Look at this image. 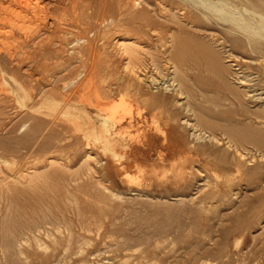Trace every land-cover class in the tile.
Wrapping results in <instances>:
<instances>
[{"label":"rangeland","instance_id":"1","mask_svg":"<svg viewBox=\"0 0 264 264\" xmlns=\"http://www.w3.org/2000/svg\"><path fill=\"white\" fill-rule=\"evenodd\" d=\"M64 2L0 4V264H264V0Z\"/></svg>","mask_w":264,"mask_h":264},{"label":"bare ground","instance_id":"2","mask_svg":"<svg viewBox=\"0 0 264 264\" xmlns=\"http://www.w3.org/2000/svg\"><path fill=\"white\" fill-rule=\"evenodd\" d=\"M5 1H8V0H5ZM10 1H14V2H20V3H25V4H27V5H30V7H31V9H32V11H31V15H28L27 17L30 19V20H37V19H39L40 17H41V14L42 13H44L45 12V8L44 7H46L47 8V6H48V8L50 9V8H52V9H54V10H56V9H58L60 6H62L63 5V3H65L64 1L65 0H51V2L52 3H44V1L43 0H10ZM3 3V0H0V4H2ZM8 4V3H7ZM10 4V3H9ZM51 4V5H50ZM103 4V3H102ZM2 6H6V4L5 5H3L2 4ZM10 6V5H9ZM53 6V7H52ZM13 7V6H12ZM14 8H15V6H14ZM13 8V9H14ZM16 8H18V7H16ZM7 9H8V6H7ZM19 9V8H18ZM17 9V10H18ZM21 9V8H20ZM30 9V10H31ZM10 10V9H9ZM14 10H16V9H14ZM11 11V10H10ZM13 11V10H12ZM57 11V10H56ZM19 12H21V11H19ZM7 13V12H6ZM22 13V12H21ZM25 13V12H24ZM54 13H55V11H54ZM13 14H16V13H13ZM12 14V15H13ZM19 14V13H18ZM47 15V14H46ZM5 16V15H4ZM13 16H15V15H13ZM18 16V15H17ZM65 16V15H64ZM9 17V16H8ZM45 17V16H44ZM0 20H2V19H0ZM45 20V19H44ZM10 21V20H9ZM12 21V20H11ZM56 21V20H55ZM3 22V21H2ZM12 23V22H11ZM19 23V22H18ZM52 22H50V24H51ZM55 23H57V22H55ZM7 24V23H6ZM10 24V23H9ZM17 24V23H16ZM32 24V23H31ZM54 24V23H53ZM8 25V24H7ZM18 25V24H17ZM52 25V24H51ZM54 26V25H53ZM49 27V26H48ZM51 28H53L52 26H51ZM44 31V30H43ZM1 40V39H0ZM131 39H129L128 37H125V36H121V37H119L117 40L115 39V41H114V44H115V50L117 51V53L119 54L120 53V55L122 56V58H128V60H137V59H139L140 57V55H139V50H138V48H137V46L136 45H133L134 43L133 42H131L130 41ZM3 42H4V40H3ZM42 44V43H41ZM5 46V45H4ZM50 46H51V44H50ZM53 46V45H52ZM9 47V46H8ZM72 52V51H71ZM114 53H115V51H114ZM119 55V56H120ZM56 56V55H55ZM257 56V55H256ZM256 58V57H255ZM259 60V59H258ZM262 60V59H261ZM254 61V60H253ZM257 61V60H256ZM263 61V60H262ZM128 62V61H127ZM42 63V62H41ZM127 64H129V62L127 63ZM107 65V64H106ZM39 66V65H38ZM125 67H123L126 71H128V74L129 75H131V76H129V77H127V79H126V81H125V84H130L131 83V79H132V77H133V79H136V77L134 78V76H136V75H133L134 73H132V70H135V68L133 69V67L132 66H126V65H124ZM134 66V65H133ZM130 67H132V68H130ZM135 67V66H134ZM140 68V67H139ZM138 70V69H137ZM136 71V70H135ZM139 71V70H138ZM138 71H136V73L138 72ZM142 71V70H141ZM29 72V71H28ZM121 76V75H120ZM138 76V75H137ZM138 78V77H137ZM143 78V77H142ZM156 78V77H155ZM245 78V77H244ZM140 79V77L138 78V80ZM241 79V78H240ZM141 80V79H140ZM148 80V79H147ZM142 81V80H141ZM140 81V82H141ZM157 81V80H156ZM134 82V81H133ZM145 82V81H144ZM241 82H243V80L241 81ZM245 82V81H244ZM248 82V81H247ZM246 83V82H245ZM136 84V83H135ZM151 84H152V82H151ZM137 85V84H136ZM141 85V84H140ZM140 85H139V87H140ZM144 85V84H143ZM148 85V84H147ZM146 86V85H145ZM252 86V85H251ZM131 87V86H130ZM144 87V86H143ZM175 88H176V86H175ZM180 90V89H179ZM255 93V92H254ZM250 95V94H249ZM254 95V94H253ZM252 95V96H253ZM262 96H264V95H262ZM260 97V96H259ZM257 98V97H256ZM176 99V98H175ZM255 99V98H254ZM123 101H125V99H124V97L122 96V102ZM177 103V102H176ZM179 103H181V102H179ZM183 103V102H182ZM122 104V103H121ZM137 104V103H136ZM173 104V103H172ZM123 105V104H122ZM177 105H178V103H177ZM186 105V104H185ZM127 107H128V104L126 105ZM125 106V107H126ZM262 106V105H261ZM124 107V108H125ZM115 108V107H114ZM113 108V109H114ZM118 108V107H117ZM139 109V108H138ZM186 109V108H185ZM119 111V110H118ZM175 111V109L173 110V112ZM184 111V110H183ZM110 113V112H109ZM112 113H113V110H112ZM140 113V112H139ZM177 114V111L175 112V115ZM179 114V113H178ZM111 116V115H110ZM154 117L156 118L157 117V113H155L154 114ZM102 118V120H104L103 119V116L101 117ZM113 118V117H112ZM113 120V119H112ZM117 120V119H116ZM121 120V119H120ZM124 120V119H123ZM107 121H108V118H107ZM110 121V123H111V120H109ZM108 121V122H109ZM189 120H187V119H184L183 120V122H185L186 124L188 123H190V122H188ZM118 123V122H117ZM105 123H103V125H104ZM114 124V123H113ZM193 124V123H192ZM192 124H190L191 126H192ZM106 125H107V123H106ZM115 125H116V123H115ZM115 125H113V126H115ZM100 126H101V124H100ZM110 126V125H109ZM113 126H111V128L113 127ZM95 127V126H94ZM193 127V126H192ZM191 127V128H192ZM195 127V126H194ZM104 128V127H103ZM114 128V127H113ZM101 129H102V127L100 128V132H102L101 131ZM195 129V128H194ZM94 131H96V130H94ZM196 130H194V132H193V135H195L197 138H199V137H201V135H202V133L201 132H195ZM118 132V131H117ZM117 132L115 133V134H117ZM123 132V131H122ZM92 133H94V132H92ZM244 133V132H243ZM98 134V133H97ZM102 135H103V138H104V140L106 141V142H104V143H107V145L108 144H113V143H116L115 142V139H114V131L112 130V129H110V127L109 128H107L106 126H105V131L103 130V132L101 133ZM114 134V135H113ZM120 134V133H119ZM99 135V134H98ZM116 136V135H115ZM118 136V135H117ZM121 136V135H120ZM120 136H119V138H120ZM241 136V135H240ZM243 136V135H242ZM122 137V136H121ZM210 137V136H209ZM99 138V137H98ZM102 138V139H103ZM215 138H218V137H215ZM248 138V137H247ZM97 139V138H96ZM117 139V138H116ZM212 140H214V138H211ZM229 139V138H228ZM122 140V139H121ZM217 140V139H216ZM254 140V139H253ZM204 141V140H203ZM220 142V141H219ZM259 142V141H258ZM103 143V144H104ZM117 143H118V141H117ZM117 143H116V145H117ZM218 143V142H217ZM229 143V142H228ZM226 144V143H225ZM106 145V144H105ZM126 145V144H125ZM260 145V144H259ZM110 146V145H109ZM113 146V145H112ZM121 146V145H120ZM239 146V145H238ZM103 147H104V145H103ZM106 147V146H105ZM117 147V146H116ZM125 147V146H124ZM264 147V146H263ZM108 148H110L111 149V147H108ZM127 148V147H126ZM230 148V147H229ZM235 148V147H234ZM104 149V148H103ZM115 149V148H114ZM248 149V148H247ZM105 150V149H104ZM107 151V150H106ZM108 151H110V150H108ZM114 151V150H113ZM115 153V152H114ZM240 153V152H239ZM1 155L2 154H0V163H3V164H5V166H8V164H9V161L7 160V159H5V158H2L1 157ZM246 155L247 154H245V157H244V155H242V154H238L237 155V157H236V159H235V162H236V164H238V165H240V166H244V165H246V163L249 161V159H247L246 158ZM163 157V156H162ZM209 158V157H208ZM255 160V159H254ZM218 161H220V162H229V163H232V161H230V160H226V158L225 157H223V158H218ZM115 163V162H114ZM2 164V165H3ZM7 164V165H6ZM1 165V164H0ZM10 165V164H9ZM0 167H2V166H0ZM9 168V167H8ZM119 168H120V166H119ZM2 169H3V167L1 168V170H0V175H2ZM7 170V169H6ZM9 170V169H8ZM7 170V171H8ZM36 170V167H34V166H30V167H28V168H19L18 167V169H15L14 171H13V169H12V171L13 172H11L10 174H8L9 175V177L8 178H12L13 176H14V178H17V179H19V180H21L22 182H23V180H24V178H27L26 176H30L31 178L32 177H36V175L35 174H33V173H35V172H33V171H35ZM9 171H11V169L9 170ZM8 171V172H9ZM142 171V170H141ZM6 172V171H5ZM252 173V172H251ZM255 173V172H254ZM254 173H252V174H254ZM34 175V176H33ZM40 175V174H39ZM127 175V174H126ZM136 175H138V172H137V174H135V176ZM134 176V175H133ZM133 176H131V177H133ZM0 177H2V176H0ZM6 177V176H5ZM4 177V178H5ZM41 177V176H40ZM126 177V176H125ZM129 177V176H128ZM254 177H258V176H250V179H253ZM260 177V176H259ZM3 178V179H4ZM37 178V177H36ZM1 179V178H0ZM13 179V178H12ZM259 179H262V178H259ZM14 180H16V179H14ZM32 180V179H31ZM30 180V181H31ZM6 182H7V180H5ZM17 181V180H16ZM34 181H35V178H34ZM34 181H31V182H33L34 183ZM130 181V180H129ZM25 182V181H24ZM26 182H29V181H27V179H26ZM2 183H4V181L2 182ZM28 184V183H27ZM30 184V183H29ZM29 184L27 185V186H29ZM3 185H7V184H0V189H3L4 188V186ZM22 185H24V184H22ZM32 184H30V186H31ZM34 186L36 185L35 183L33 184ZM8 186V185H7ZM34 186H31V187H29V189L30 188H34ZM260 187V186H259ZM6 189H7V187H5ZM31 190V189H30ZM36 190V189H35ZM26 192V191H25ZM1 193V192H0ZM28 197V196H27ZM29 197H31V196H29ZM261 197H264V193L262 194V196ZM25 198V197H24ZM31 200V199H30ZM25 202H26V200H24ZM34 202V201H33ZM41 204V203H40ZM27 205H29V204H27ZM31 206V205H30ZM33 207V209H34V206H32ZM27 211V210H26ZM31 211V210H30ZM55 211V210H54ZM53 211V212H54ZM57 212V211H56ZM30 213V212H29ZM38 213V212H37ZM32 214V213H31ZM41 220V219H40ZM45 220V219H44ZM28 221V220H27ZM35 221V220H34ZM62 224V223H61ZM28 228V227H27ZM35 228V227H34ZM30 229V228H29ZM31 229H33V228H31ZM35 229H37V228H35ZM34 230V229H33ZM31 231V230H30ZM35 257V256H34ZM35 259V258H34Z\"/></svg>","mask_w":264,"mask_h":264}]
</instances>
